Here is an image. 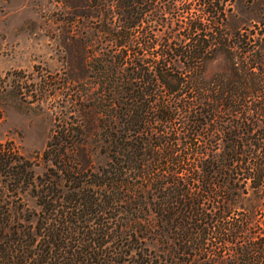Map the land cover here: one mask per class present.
Returning a JSON list of instances; mask_svg holds the SVG:
<instances>
[{"label": "trees", "instance_id": "obj_1", "mask_svg": "<svg viewBox=\"0 0 264 264\" xmlns=\"http://www.w3.org/2000/svg\"><path fill=\"white\" fill-rule=\"evenodd\" d=\"M89 3L107 49L48 168L0 144V264H264V0L254 29L227 0Z\"/></svg>", "mask_w": 264, "mask_h": 264}, {"label": "rangeland", "instance_id": "obj_2", "mask_svg": "<svg viewBox=\"0 0 264 264\" xmlns=\"http://www.w3.org/2000/svg\"><path fill=\"white\" fill-rule=\"evenodd\" d=\"M227 1L236 26L254 29L263 24L256 19L254 0ZM89 4V0H0V144L14 143L33 161L36 175L49 166L42 154L54 131L79 118V78L94 70L80 68L79 62L90 65L94 53L107 49ZM86 54L90 58L83 60ZM220 67L219 61L213 62L207 76ZM91 81L83 92L87 98L94 97L98 87Z\"/></svg>", "mask_w": 264, "mask_h": 264}]
</instances>
